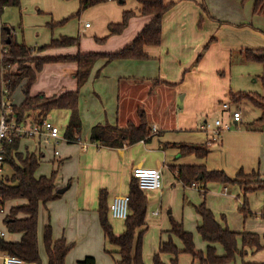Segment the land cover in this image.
Listing matches in <instances>:
<instances>
[{"label":"crops","instance_id":"crops-1","mask_svg":"<svg viewBox=\"0 0 264 264\" xmlns=\"http://www.w3.org/2000/svg\"><path fill=\"white\" fill-rule=\"evenodd\" d=\"M79 1L50 0L52 4L44 6V10L40 11L49 14L47 24L75 13L79 9ZM170 1H174L175 5L163 16L161 41L158 45L144 47L147 57L119 58L109 62L105 58H99L93 64L87 80L79 88L78 111L82 126L76 142H68L64 135L65 129L59 127L60 135L56 138L21 136L18 148L13 151L23 157L27 154L37 157L39 165L35 171L36 178L50 176L53 171H57L55 190L66 187L58 198L45 204L41 203L38 209L37 237L42 264H48L43 242L44 230L48 224L54 240L64 238L72 244L65 257V264H78L85 256H93L99 264L95 253L99 250L100 242L103 251L112 258L109 264L119 259V247L108 241L99 221V191L102 188L107 190L109 207L115 196L128 193L132 171L140 166L161 170L162 187L151 191L161 190L159 194L165 196L167 204L180 202L182 194L188 200L197 202L193 204L204 200L222 226L238 232H255L264 244V215H261L264 188L248 192L249 208L253 215L245 217L238 209L242 202V188L239 185L208 181L203 196L201 189L204 182L185 186L176 180L172 169L174 165L199 164L207 170H224L230 176L241 169L245 172L257 170L260 172V178L264 179V125L252 123L260 116L253 117V120L244 116L241 105L248 99L235 102L231 100V93L238 91L255 92L264 96L262 81L261 89L258 90L259 87L248 86L233 74L236 54L237 57L241 56L244 64L253 63L255 61L245 59L243 51L264 48V30L254 25L255 18L261 17V14L252 11L254 6L251 5L244 10L235 0H164L166 3ZM202 3L206 5L207 12L202 8ZM217 3H223L224 6H217ZM140 6L139 0H107L88 7L63 26H48L51 37L44 42H27L23 35L22 37L27 45L38 47L48 44L52 37L85 34L78 47L48 48L33 54L38 57L72 55L79 50L115 51L129 44L151 20L152 14H140ZM33 7L36 5L33 4ZM125 10L134 12L127 26L122 32L110 35L109 25L121 21ZM50 11L57 12L55 16L58 18L55 19ZM89 16L93 20L85 27L83 23L90 19ZM11 31L15 33V30ZM249 37L261 40L255 43V40H249ZM76 68L77 63L74 61L44 63L41 70L37 71L29 93H43L53 98L65 91L75 90L77 80L72 71ZM258 76L259 78H252L251 82L256 83L263 77L259 74ZM154 79L159 82L153 84ZM24 82L25 80L10 93L11 110L13 105H20L25 98ZM180 94L181 99L178 100ZM156 96L161 99L152 103L149 110L142 106V103L147 101L145 99L152 100ZM223 101H230L231 109L241 111V121H231L230 113L221 107ZM140 110L145 113L152 129L150 139L116 148L101 146L91 141L90 135L94 125H125L127 122L138 124ZM53 111H63L66 117L70 116L67 109H52L44 118L56 125L58 124L52 116ZM25 113L31 115L34 121L39 119L35 117L36 111L29 110ZM210 113L215 114L214 121L219 117L223 122L231 121V128L221 131L213 138L212 130L215 125L214 121L212 126L208 121ZM206 142L209 153L201 158L195 154L181 155L176 145ZM262 199L263 203L260 204ZM159 201L160 199L155 200L157 203ZM26 203L25 198H13L4 203L5 211L0 216V235L5 240L15 242L21 239L20 232L7 230L6 218L11 207ZM169 212L170 210L167 211ZM159 213V210L152 211L154 216ZM194 213L196 233L184 228L193 233L196 248L206 251L209 243L204 241L197 231L202 218L195 208ZM24 216L23 213L17 214V217ZM108 219L115 234L125 229V220L113 218L110 210ZM179 222L183 225L181 220ZM147 229L146 221L144 233ZM169 229L170 225L161 230L158 245L171 237L176 246L182 249V241L175 234L168 232ZM211 245L215 247L217 254L224 253L221 244ZM238 247L242 248L240 237ZM5 255L7 253L0 251V264H3ZM172 258V254H161V259L166 264H171ZM177 261L178 264H200L185 252L179 253ZM262 262L264 248L257 251L248 249L244 259L236 255L235 260L227 264ZM144 264L150 263L144 261Z\"/></svg>","mask_w":264,"mask_h":264},{"label":"trees","instance_id":"trees-1","mask_svg":"<svg viewBox=\"0 0 264 264\" xmlns=\"http://www.w3.org/2000/svg\"><path fill=\"white\" fill-rule=\"evenodd\" d=\"M107 0H80L79 9L61 20L48 22L50 28L62 25L68 20L77 17L81 12L90 6L105 2ZM124 1V0H116ZM141 3L140 14H152L151 20L142 28L138 35L126 46L110 52L101 51H77L72 55L60 56H34L33 54L44 49L54 47H66L79 45L80 37L60 35L52 37L50 42L43 46L33 47L26 44L23 37L18 38L11 30L12 26L3 25L0 29V100L3 88L12 93L25 80L23 87L25 98L20 105H13L12 111L16 114L17 121L21 120L25 111H36V118H44L45 114L55 108L67 109L70 117L65 127L64 135L68 142H76L81 132V119L78 111L79 88L87 80L93 64L99 58L106 61L121 58H145L147 57L144 47L146 45H158L161 41L162 21L164 14L175 5L174 1L168 3L164 0H139ZM6 7H21L20 0H0V13ZM202 8L207 12V7L202 3ZM254 12L264 14V0H254ZM133 11L125 10L121 21L109 25V34H118L127 26ZM6 27L10 29L7 32ZM96 38V37H95ZM9 39V40H7ZM105 38H102L104 40ZM96 40H100L96 38ZM6 47V52L1 56V44ZM244 57L248 61L264 62V48L245 49ZM53 61H74L77 68L72 71V75L77 80V88L68 90L53 98L45 96L43 93L31 95L30 86L36 79L37 71L41 70L46 62ZM13 66H16L15 68ZM158 79L153 80V84L158 83ZM264 85V77L262 78ZM248 99L256 106L260 107L262 113L259 118L252 123L264 125V96L255 92L238 91L231 93L232 101ZM152 135V129L147 121L145 113L140 110V121L138 124L127 122L125 125L96 124L92 127L90 139L101 146L116 148L127 143H134L140 140H148ZM217 137V136H216ZM21 136L12 134L8 142L5 143V170L0 176V205L13 198H25L27 203L20 206L11 207L10 214L6 218L7 230L10 232H20L22 234L19 241H7L0 235V251L21 257L33 264H42L38 249V209L40 204H45L50 200L58 198L61 194L55 190L54 180L56 172L50 176L35 177V171L39 162L35 155L27 154L23 157L18 152H13L18 148ZM181 155L195 154L198 157H205L209 153L207 142L200 144L179 143L176 144ZM18 160V161H17ZM19 162V163H18ZM172 169L176 180L185 186H190L196 182H204L202 194L206 193V182L217 181L224 185L237 184L242 188L243 201L238 209L246 217L253 215L248 205V192L264 188V179L260 178V172L252 170L245 172L242 169L235 175L230 176L224 170H207L199 164L174 165ZM7 170V171H6ZM129 213L125 219V229L115 234L108 219V192L105 188L100 189L98 196V215L101 227L108 241L119 247V259L113 264H144L142 251V237L144 226L146 225L147 214V194L138 186L137 179L132 175L129 182ZM196 212L201 216L202 221L197 227V231L204 241L209 245L206 251L198 250L194 244L193 233L186 230L181 222L170 217V229L168 232L175 234L183 243V248L179 249L169 237L166 241H161L158 250L153 254L154 264H166L161 259L162 253L172 254L171 264H178L179 253H189L200 264H227L235 260L236 255L244 259L248 249L257 251L264 248L260 236L255 232L233 231L222 226L215 218L212 210L203 200L199 204H193ZM18 213H23L24 217H17ZM261 215H264V205ZM141 228V229H139ZM241 238L242 248L238 247V238ZM44 247L48 256V264H65V257L72 244L66 242L64 238L54 240L50 225H46L43 237ZM212 243H219L224 248V253H216ZM78 264H97L93 256H85ZM264 264V262L260 263Z\"/></svg>","mask_w":264,"mask_h":264},{"label":"rangeland","instance_id":"rangeland-1","mask_svg":"<svg viewBox=\"0 0 264 264\" xmlns=\"http://www.w3.org/2000/svg\"><path fill=\"white\" fill-rule=\"evenodd\" d=\"M235 1L238 3L240 7H244V10H246L250 5L254 6L253 0H235ZM223 3L220 4L217 3V6L218 5L224 6ZM33 4L34 6L36 5V7H33ZM51 4L52 3L50 2V0H21L20 8L6 7L3 10V12L0 13V21L3 23L5 22L7 26L10 27L13 26L15 28L14 29L15 33L19 39L22 38L23 35V37L26 39L27 42L28 41L44 42L47 38L51 37V30L46 24V21L49 20V14L41 12L40 9L44 10L43 8L44 6H49ZM253 10L254 8L252 9V11ZM50 12L55 19L58 18L55 16L57 12L56 13L54 11H50ZM91 20H93L92 17H90V19H88V21L86 22L90 23ZM66 23L62 24L61 26L65 25ZM254 25L264 30V14H261V17L255 18ZM54 35H55V31H54ZM84 35L85 34L83 33L79 34L80 37L79 45L81 44V41L85 37ZM0 37H1V33H0ZM249 40L252 41L255 40V43H258L260 42L261 39H256V38L253 39L249 37ZM234 60H235L234 63L235 65L233 69L234 70L233 74L239 77L242 80V82H245L248 86H251L253 88L259 87L258 90H260L261 81L262 78L264 77V63L252 61L253 63L249 62L244 64L243 60L241 61V56L238 55L237 57V54L234 57ZM15 67L16 66H14V68ZM258 74L263 77H261V80L258 79L256 83H252L251 79L259 78ZM160 99L161 97L159 96H156L152 100L145 99L147 101L143 102L142 106L144 107L146 106L149 110V107L152 105V103L154 102L157 103ZM179 99H181V94L178 96V100ZM241 108L243 110L244 116H247L252 120L254 119L253 117L260 116L261 114V109L258 106L253 105L248 100L243 101ZM52 116L59 125V127L65 129V126L67 125L70 116L66 117L63 111H53ZM214 117L215 114L213 113L208 114V121L211 124V126H212V122L214 121ZM160 191H154V192L151 190L146 191L147 201H148L146 221L148 222V229L145 231L142 237V251H143V259L145 263L149 262L150 264L154 263L153 253L158 250L157 246H159L158 240L161 235L160 234L161 230L165 229L166 227H169V225L171 226L170 217H172L176 221L181 220L185 228L191 229L194 233H196L195 231L196 215L194 213L193 203H197V202H194L191 199L188 200L182 194L180 196V202L175 201L171 204H167L164 200L165 196H161L159 194ZM158 199H160V201L158 203L155 202V200ZM241 201H243V197L241 198ZM262 203H263V199L261 200L260 204ZM185 205H187L188 207L186 208ZM154 210L160 211L158 216H154L152 214V211ZM168 210H170L169 213H167ZM95 254H96L95 257L97 258L99 264L111 263L112 258L109 257V255L103 251V246L101 245V242L99 244V250Z\"/></svg>","mask_w":264,"mask_h":264},{"label":"built area","instance_id":"built-area-1","mask_svg":"<svg viewBox=\"0 0 264 264\" xmlns=\"http://www.w3.org/2000/svg\"><path fill=\"white\" fill-rule=\"evenodd\" d=\"M2 26L3 23L0 21V28ZM84 26L88 27L89 22H85ZM1 49L2 56L7 50L3 43L1 44ZM221 107L230 113L231 121H235L236 123L241 121V111L231 109L230 101H223ZM13 114L9 92L6 88H3L0 100V176L4 173L5 168V143L10 140L12 134L36 138L44 137L45 139L56 138L60 135L59 126L47 118L34 121L31 115L25 113L21 120L17 121L16 114L15 116ZM231 121L223 122L220 117L216 118L214 121L215 128L212 130L213 138L218 136L221 131L229 130L232 125ZM155 130V127H153V131ZM132 174L137 179L138 186L145 191L156 190L162 187V172L159 168L135 167ZM109 210L113 218L125 220L129 213V194L115 196L109 206ZM4 211V205H0V216ZM3 264L33 263L27 262L19 256L7 254L3 258Z\"/></svg>","mask_w":264,"mask_h":264},{"label":"water","instance_id":"water-1","mask_svg":"<svg viewBox=\"0 0 264 264\" xmlns=\"http://www.w3.org/2000/svg\"><path fill=\"white\" fill-rule=\"evenodd\" d=\"M6 29H7V32L10 31V29H9L8 27H6ZM7 40H9V39H7ZM65 188H66V187H61V188L57 189V192H58V193H62V192L65 190Z\"/></svg>","mask_w":264,"mask_h":264}]
</instances>
